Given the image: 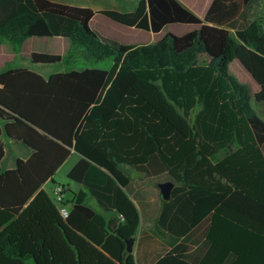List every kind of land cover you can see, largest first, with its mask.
I'll return each instance as SVG.
<instances>
[{"label":"trees","instance_id":"obj_1","mask_svg":"<svg viewBox=\"0 0 264 264\" xmlns=\"http://www.w3.org/2000/svg\"><path fill=\"white\" fill-rule=\"evenodd\" d=\"M257 1L214 0L207 14L224 20L208 25L177 0H140L129 13L0 0V42L62 38L87 65L112 59L108 70L47 79L26 68L0 73V164L5 138L33 151L15 169H0V264H135L125 241L141 220L127 196L128 168L174 185L168 200L157 188L162 208L153 233L170 250L154 264H264V121L228 72L239 63L259 87L255 101L264 102V16L250 14ZM97 14L154 34L168 25L198 29L123 45L91 28ZM30 60L64 58L34 52ZM234 142V152L213 161ZM71 150L81 160L67 178L85 191L74 194L63 219L42 186ZM87 195L123 221L107 222L86 205Z\"/></svg>","mask_w":264,"mask_h":264},{"label":"crops","instance_id":"obj_2","mask_svg":"<svg viewBox=\"0 0 264 264\" xmlns=\"http://www.w3.org/2000/svg\"><path fill=\"white\" fill-rule=\"evenodd\" d=\"M50 1L60 3V4L69 5V6L88 8V9H91L95 12L112 10V11H116V12H120V13L132 12L136 8L137 4L140 2V0H50ZM177 1L182 6H184L186 9H188L191 13H193L197 18H199L204 24L217 25L218 21L224 20V19H221L220 17L217 19V17L209 16V14H207V12H208V10H209V8H210V6L214 0H177ZM259 1L254 3L250 9V14H251L252 18L255 17L253 15L254 14V8H255V5ZM96 17H101L100 21L102 23H104L105 26L108 25L110 27H117L118 29H121V30H124L127 32L130 31V33L133 35L132 37L139 40V43H130V44L127 42H125V43L119 42L120 44H123V45H146V44L155 43V42L159 41L166 33H171L169 31L170 26H178V25H168V26L164 27L161 32L154 34L152 32L139 30V29H136L134 27H127V26L121 25L119 23L112 21L111 19H108V18H106L100 14H97L91 20L90 26L93 30H95L101 36H103L105 38H108V37L102 35L99 31H97L93 27V21ZM236 19H238V16L236 17ZM239 24H240V20H239ZM115 25H118V26H115ZM181 26H192L193 27L191 30L185 32L184 34L190 32V31H193L195 29H198V26H195V25H181ZM147 35H149V37H147ZM31 39H34V38H31ZM43 39L66 40V39H62V38H43ZM108 39H111V38H108ZM28 40H30V39H28ZM111 40L116 41V39H114V38ZM49 54H55V53H49ZM7 63H8V60H5L3 63H1V59H0V73L6 70V69H1V66L5 65ZM230 66L233 67L235 73L237 74L236 75V76H238V77H236L237 79L241 80L242 82L247 81L249 84L250 83L254 84V88L251 89V91H250V96L254 97V95L259 91L258 85L253 81L251 76L245 71V69L239 63H233ZM28 71L34 72V73L42 76L44 79H47L52 75V74L51 75H43V74L36 72V71H33L31 69H28ZM61 73H65V72H61ZM260 103H263V105H259L257 107V111H255V110L254 111L264 121V102H260ZM7 141L8 142H6L3 139L4 157H3L1 164H0L1 172H6L8 170L15 169L16 168V161L18 159L25 161L33 153V151L30 148L23 145L21 142L10 140V139H7ZM7 145H9V146L10 145H22L23 147H25L28 150V152L23 159L18 157V156L17 157H9V155L7 154V151L5 149V146H7ZM237 147H238L237 144L234 142L233 144L229 145L226 149L219 152L214 157L213 161L216 162V161L221 160L222 158L230 155L232 152H234L237 149ZM263 155H264V148H263ZM80 160H81V156L78 155L77 153H75L73 150H71L69 157L57 169V171L54 173L52 179H49L42 186V189L46 193H48L45 190V185L49 181L54 184L50 190V193H48L49 196L51 195V192H52L54 187H56V186L64 187L63 199H64V202H66V203L69 202L68 204H66V208L69 211L71 209L70 202L72 201L74 194L78 193L81 190H83V191H85V190L80 184L75 183L73 181H70L68 178H67L68 181L65 184L56 183L53 178L56 175V173H58V171H60L62 168L66 167V166H69L68 169L66 170V172L68 174L77 165V163ZM128 170H129L134 182L131 183L130 192L127 193V196L129 197L131 202L136 207V209L139 213V216H140V220H141L138 231L136 233V236L133 239L134 245H133V250H132L131 254L134 258L135 264H154L166 252H168L170 250V248L165 243H163L161 240H159L158 237H156L155 234L153 233L154 219L160 213V210L162 208V203L160 202L159 198L156 200H153V198H152V186L155 185L156 188H158V185L153 183L150 178L147 179L142 174L137 173V172L133 171L132 169L128 168ZM253 184H255L254 181H253ZM85 203L90 209H92L93 211H95L98 214H101L106 219L107 222L110 220H113L118 224V223H121L123 221V218L121 216H119L118 213H116V212L103 213L97 207L95 201L93 200V198L90 195H87ZM206 229H207V227L205 226L200 231H198L197 234L200 235L199 233H204V235H205ZM204 239H205V237L201 238L197 244L192 245L189 252H195L200 247H202V242L204 241ZM207 250H208V247L202 248V251H204V254L207 252Z\"/></svg>","mask_w":264,"mask_h":264},{"label":"rangeland","instance_id":"obj_3","mask_svg":"<svg viewBox=\"0 0 264 264\" xmlns=\"http://www.w3.org/2000/svg\"><path fill=\"white\" fill-rule=\"evenodd\" d=\"M255 17L257 16H264V0H260L254 8V14ZM101 17H96L93 21V27L99 31L102 35L111 38L116 39V41L120 43H139V40L132 37L133 35L130 33V31H124L121 29H118L117 27H110L108 25L105 26L104 23H102L100 20ZM118 26V25H115ZM120 28V27H119ZM192 26H170L169 31L176 35L181 36L185 32L191 30ZM149 37V35H147ZM55 53L59 54L64 58V61L62 63L58 64H52V65H35L32 64L30 60V55L32 53ZM70 54V46L69 42L66 40H50V39H43V38H34L25 41L22 45L16 47L11 45L10 43L3 41L0 42V59L1 63H3L5 60H8V63L1 66V69H8V68H26L31 69L33 71L39 72L43 75H51L55 73H61V72H67L71 70H80L84 69L85 67L88 68H101V69H110L112 66V59H107L104 62L91 65V64H85L83 60V56L81 52L77 51L73 54ZM70 56V57H69ZM4 60V61H3ZM228 72L231 76H233L238 83H240L242 86L248 89V91H251V89L254 88L253 83H248L247 81H241L237 79V74L235 73L232 66H229ZM251 107L257 111V107L259 105H263V103L255 101L254 97H251ZM6 142L7 139H4ZM5 149L7 151V154L9 157H20L24 158L27 154L28 150L23 147L22 145H7L5 146ZM69 166H66L62 168L56 175L54 176V181L59 184H65L67 179V172ZM52 182H48L45 185V190L50 193L51 188L53 187ZM152 198L153 200L158 199V190L155 185L152 186Z\"/></svg>","mask_w":264,"mask_h":264},{"label":"built area","instance_id":"obj_4","mask_svg":"<svg viewBox=\"0 0 264 264\" xmlns=\"http://www.w3.org/2000/svg\"><path fill=\"white\" fill-rule=\"evenodd\" d=\"M63 193H64V188L62 186H56L53 188L50 198L55 204H57L59 215L63 219H65L68 217L69 210L66 208V206L62 204L64 202Z\"/></svg>","mask_w":264,"mask_h":264},{"label":"water","instance_id":"obj_5","mask_svg":"<svg viewBox=\"0 0 264 264\" xmlns=\"http://www.w3.org/2000/svg\"><path fill=\"white\" fill-rule=\"evenodd\" d=\"M173 187L174 185L171 182H164L158 185V189H159L161 198L163 200H168L170 198ZM125 244H126V252L132 253L134 240L133 239L126 240Z\"/></svg>","mask_w":264,"mask_h":264}]
</instances>
